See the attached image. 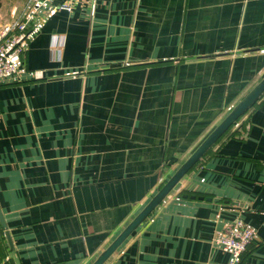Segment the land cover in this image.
Masks as SVG:
<instances>
[{
    "label": "crops",
    "instance_id": "0c3cea01",
    "mask_svg": "<svg viewBox=\"0 0 264 264\" xmlns=\"http://www.w3.org/2000/svg\"><path fill=\"white\" fill-rule=\"evenodd\" d=\"M24 61L0 86L6 230L19 264H91L263 78L264 0H81L35 18ZM235 220L264 264V92L103 264H223Z\"/></svg>",
    "mask_w": 264,
    "mask_h": 264
},
{
    "label": "built area",
    "instance_id": "2783aa9c",
    "mask_svg": "<svg viewBox=\"0 0 264 264\" xmlns=\"http://www.w3.org/2000/svg\"><path fill=\"white\" fill-rule=\"evenodd\" d=\"M54 1H59L53 4ZM81 0H24L19 17L0 29V84L15 82L24 77L28 70L25 66L24 53L29 30L35 18L47 16L51 10L71 13ZM33 79L42 78L39 71L31 72ZM254 240L252 229L239 220L215 238L216 245L226 254L223 264H241V258Z\"/></svg>",
    "mask_w": 264,
    "mask_h": 264
},
{
    "label": "water",
    "instance_id": "95a60500",
    "mask_svg": "<svg viewBox=\"0 0 264 264\" xmlns=\"http://www.w3.org/2000/svg\"><path fill=\"white\" fill-rule=\"evenodd\" d=\"M264 92V76L253 86L243 98L226 114L215 128L202 140L194 151L169 176L141 210L130 220L112 242L95 258L91 264H103L121 243L155 210L164 198L175 188L183 176L200 160V158L216 143L224 133L258 100ZM0 227L4 231L7 245L13 255L15 264H19L6 225L0 211Z\"/></svg>",
    "mask_w": 264,
    "mask_h": 264
},
{
    "label": "rangeland",
    "instance_id": "374dc122",
    "mask_svg": "<svg viewBox=\"0 0 264 264\" xmlns=\"http://www.w3.org/2000/svg\"><path fill=\"white\" fill-rule=\"evenodd\" d=\"M23 5L24 0H0V29L19 17Z\"/></svg>",
    "mask_w": 264,
    "mask_h": 264
},
{
    "label": "trees",
    "instance_id": "16d2710c",
    "mask_svg": "<svg viewBox=\"0 0 264 264\" xmlns=\"http://www.w3.org/2000/svg\"><path fill=\"white\" fill-rule=\"evenodd\" d=\"M0 86H2V84H0ZM251 244H252V243H251ZM251 244H250V245H251ZM250 245H249V246H250ZM249 248H250V247H248L247 250H246V252H244V254L242 255V258H241V264H242V262H243L244 256L249 252Z\"/></svg>",
    "mask_w": 264,
    "mask_h": 264
}]
</instances>
